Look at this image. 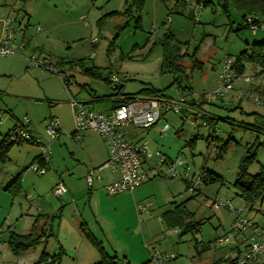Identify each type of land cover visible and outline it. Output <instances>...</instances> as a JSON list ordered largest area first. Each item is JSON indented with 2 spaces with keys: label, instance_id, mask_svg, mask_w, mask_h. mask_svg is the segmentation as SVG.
I'll return each mask as SVG.
<instances>
[{
  "label": "rangeland",
  "instance_id": "obj_1",
  "mask_svg": "<svg viewBox=\"0 0 264 264\" xmlns=\"http://www.w3.org/2000/svg\"><path fill=\"white\" fill-rule=\"evenodd\" d=\"M3 2L4 0H0V8ZM17 2L16 6L14 4L13 6L18 10V21L13 27L20 29L19 35H22L24 40L32 39L31 47H34V53L26 48L21 54L0 55V135L5 134L15 123L20 127V122L29 119L30 130L39 143H16L11 151V160H6L3 165L6 171V168L10 167L12 170L13 165L23 163L20 167L21 172L28 174L29 181L36 183L38 192H41V197L36 198L45 201L42 204V213L46 209L56 210L63 200L67 202L66 213L69 211L73 213L76 203L71 200L68 193L62 197H57L53 193L55 177L65 171L62 169L65 166L77 165L78 159L86 158L91 146L94 145L95 150L98 143L97 139L92 138L95 135L85 139L80 138L83 132L71 135V132L75 131L74 113L70 104V92L61 75L71 80L68 86L78 101L88 102L86 105L98 111L102 108L105 110L111 105V101L91 103L89 102L92 99L91 93L102 96L113 92L112 85L104 79L81 73L78 68L68 69L67 66L55 65L58 59L85 58L89 66L101 67L105 74L113 73L121 78L124 75L126 80L132 77L124 88L128 93H135L145 85L167 88L173 75L160 71L163 59L161 40L164 34L170 31L175 40L182 43L178 51L183 55L182 64L186 66L188 74L184 82L192 86L195 92L193 95L196 96L212 92L222 84L219 74L227 59L235 60L240 51L246 49L249 44L264 40V29L261 27L255 32L251 28L232 30L231 26H239L243 22L242 12L232 5L228 16L215 2L203 6L198 0H144L140 27H135L136 11L132 8V17L129 16L131 18L124 15L106 16L102 22V29L98 26L99 19L113 10L122 11L128 8L131 0L127 4L125 0ZM15 9L10 13L11 16ZM95 38L97 41L92 43ZM112 41L114 46L110 50L108 46ZM49 52L51 60L47 56ZM31 57L51 61L49 63L60 72L32 65ZM193 60L199 61V65L196 62L195 66ZM244 62L245 70L234 81L229 93L224 96L225 102L215 103L216 99L202 104L204 110L221 117L214 127L203 125L199 117L200 112L196 110L164 111L161 121L141 133V137L148 142L149 150L155 155L150 159L151 163H154L151 172L159 170L161 174L137 186L135 191L115 195L106 193L113 200L107 201L105 205L107 207L116 205L121 212L124 211L126 214L124 219L130 224L135 218H129L131 210L129 199L132 192H135L136 207L141 205L146 207L140 211L137 209V219L140 217V220L143 218L146 221L147 217H150L151 228L157 234L162 233L163 222L159 220L162 212L173 206V203L184 204L186 212H193L197 222L206 221L200 230L186 233L174 234L173 230L163 226L167 233L164 232L160 239L152 241L148 238L145 245L149 254L157 249L164 255L173 254L174 258L177 256L175 259H168L164 264L175 261L178 264H192L194 258L196 264H210L216 255L220 257L224 254L225 245L240 243L244 248L245 244L259 238V231L263 233L264 238V202L256 204L250 210L234 185L238 178L240 161L248 154V148L255 143L256 137H259L262 145L257 150V159L249 167V172L258 173L264 165V71L262 72L264 67L263 64L254 61ZM166 91L173 96L176 94L175 97L185 94L190 98L187 91L178 93L174 85ZM255 96L261 98L262 106H257L254 102ZM252 111L256 113L251 114ZM51 117H58L60 120L61 133L57 139L51 138L46 130ZM164 123L169 127L166 133L161 132ZM249 123L258 125L261 129L254 127L258 132L254 131ZM196 135L198 136L196 143L191 149L187 144ZM227 139L229 141L226 152L218 158ZM44 149L49 150L50 157L46 173L40 174L30 168L23 170ZM163 156L168 163L179 157L183 159L185 166L178 168L179 176L170 177L168 163L162 162ZM40 165L36 161L29 167ZM203 166L211 168L223 179L206 184L200 180L193 193L189 187L191 183L186 181L184 173L185 171L188 173L189 181L194 180L201 173ZM104 176L108 177L107 171H104ZM66 177L64 175V178ZM57 180L62 181L60 178ZM26 187L28 189V185ZM25 195V192H21L18 196H11L12 199L23 198L14 204L10 200V205L14 206V210L10 212L11 219L19 217L16 211L20 201H26ZM229 199L234 206L244 207L251 223L258 222L256 232L253 226L241 234L231 230L233 220L231 213L225 207H216L214 204L215 201L225 202ZM86 200L84 198L80 200L83 203L81 207ZM41 201L43 200L35 201L33 209H37ZM146 210L148 211L145 212ZM5 216L0 213V226H3ZM190 220H193V217ZM24 222V219L20 220L16 226L21 229ZM41 223H38L37 233L43 226ZM4 226L7 229V224ZM37 233L35 232V235ZM3 234L1 239L7 238L8 229L7 233ZM242 235H246L247 241L249 240L247 243ZM220 238L224 241L217 244ZM48 239L46 249L43 242L30 249L37 254V260L31 264L40 259L44 250L52 255V246H56V243L53 242L54 238ZM204 243L216 247L203 250ZM165 250L172 253H166ZM259 258H264V252L259 254ZM51 259L52 257L48 258ZM151 263L156 264L154 261L149 264ZM218 263L225 264L224 261Z\"/></svg>",
  "mask_w": 264,
  "mask_h": 264
},
{
  "label": "crops",
  "instance_id": "obj_2",
  "mask_svg": "<svg viewBox=\"0 0 264 264\" xmlns=\"http://www.w3.org/2000/svg\"><path fill=\"white\" fill-rule=\"evenodd\" d=\"M17 1H19V0H10V1L4 0V2L1 3L0 19H3V18L10 15L12 10L15 9L14 7L18 3ZM128 2H129V0H125L126 4ZM13 4L15 6H13ZM201 5H203V4H201ZM113 11H116V10H113ZM231 27H232L231 29L234 30L238 26L233 25ZM1 28H3L2 21L0 22V29ZM22 38H23L22 35L17 36L18 40H22ZM31 45H32V39L30 38L26 41V46H25L23 52L27 48V50L31 49L30 50L31 53H34V49H33L34 47H31ZM37 47H41V46H37ZM50 55L51 54L49 52L47 54L49 59L52 57ZM41 60L45 61V63L51 62V61L48 62V60H46L45 58L41 59ZM64 66H67V65H64ZM76 68H78V67H76ZM68 69H74V67H71V68L68 67ZM78 71L81 72L80 68H78ZM100 71H101L102 75L106 78H109L111 75H115L112 72H111L112 74H110V73L105 74V72H103V69L101 67H100ZM81 73H83V72H81ZM171 74L173 75V79L171 80V83L169 84V86L167 88L174 85L175 88L177 89L178 93L182 92V90H180L178 88L177 84L174 83L176 75L174 73H171ZM123 76H122V79H123ZM240 76H238V78ZM106 82L108 84H110L108 82V80ZM172 83H174V84H172ZM125 85H126V82H125ZM125 85H124V88H125ZM189 86H190V88H189V90H187V94L190 95V98L187 97L189 104H188L187 108H184L182 110H184L185 112L190 111V110H196L197 112L199 111L200 112L199 117L202 119L203 125H207V123L204 124L205 119L203 118V115H209V116L215 117L219 121V119H221V117H219L218 115L213 114L209 111L204 110L202 104L205 102H209V101H199L193 95L195 93L194 89L192 88V86L190 84H189ZM66 87L70 92V97L71 96L74 97L71 90L69 89V86H66ZM146 87H149V88L152 87L154 89L161 90L160 93L165 95V96H168V97H175L176 96V94H175V96H173V95L167 93V91H166L167 88H165V87L164 88H156V87L150 86V85L143 86L141 89H139L135 93L125 92L124 88H123V92L127 93V94H136V93L139 94L140 93V94L150 95V93H148V92L146 93V92L141 91L142 89H144ZM112 93L113 92H111V94H109V95H102V96L91 93L92 99L89 101L91 103H101V102L106 101V100L111 101V105L108 106L105 110H104V108H102L100 111H98L89 105H87V106H89V108L95 112H99V113L111 112L112 109L116 106V100L118 99L117 97L112 96ZM215 100H216L215 103H219L220 101L225 102L224 96L215 97L212 101H215ZM87 103L88 102H85V104H87ZM103 104L104 103H102V105ZM222 105H223V103H222ZM257 106H262V105H257ZM250 113L254 114L256 112L252 111ZM258 114L263 115L261 113H258ZM163 116H164V113L162 112L159 121H161ZM254 121H256V120H254ZM216 124H214L213 126H210V127H214ZM164 125H165V123H164ZM249 125H251V124L249 123ZM17 126H18V124L15 123L11 128H9V130L6 131L5 134H1L0 135V142L3 138V136H5L9 132L14 131V128L16 129ZM207 126H209V125H207ZM235 126L244 127L241 125H235ZM151 127L152 126L147 127V128H138L134 125H130L127 127L128 137L130 138V140H132L136 143H142L145 140L143 137H141V133L145 129L148 130ZM253 130L255 131V129H253ZM82 132H81L82 134H81L80 138L83 137V139L91 137L92 135H95V136H92V138H95L98 140V143L96 145L95 150H94V145H92L90 148L89 154L84 159H78L77 165L65 166L64 168H62L65 171L62 172L61 174H59L57 177H55L56 182L53 185V187H54L56 183L64 181V184L67 187V192H66V193H68L67 195H69L71 200L75 201V203H76V207H74L73 213L70 211H69V213H66V204H67V202H65L66 200H63L61 203V206L56 208V210H47L46 209L45 212L42 213V204H44L45 201L42 198H36V196L41 197V195H40L41 192H38V188H37L36 183H31L29 181L28 174L21 172L20 167L23 163L18 164V165L17 164L13 165L12 170H10V167H9V168H6V171H4L5 165H3V162L0 161V213H2V215H6L4 218L5 220L4 219L3 220H4V224H7L8 232L10 230L14 229L13 231H15L19 234H27V233H35V232L37 233L36 228L39 227L38 223L42 222L41 225L43 224V226L38 230L37 234L43 236L42 242L45 244L44 249H46V247L49 244L48 237H52V238H54V240H53L54 244L56 243V246H54V245H53L54 247L52 246L53 253H57L60 246L65 251V254L62 258L63 264H93V263H96L100 260V255H99L97 249L86 239V237L84 236V233L82 232V229H81L82 224L85 223L86 226L90 229V231H92V233L95 235V237L102 243L103 247L106 249V251L110 255H117L120 259H123L121 261V263L126 264V262H127L129 264H149L152 261V253L154 251H158V250L155 249L152 251V253H150V254L148 253L147 245H145V242L148 240V238L151 239L152 241L160 239V236L163 235L164 232L167 233V230L164 229V227L167 228L168 230H173L174 234H176L178 232H182V230L179 228V224H178V222L174 216L175 213H177V211L179 210L176 207L178 205H180V203H177V204L173 203V206L165 209L162 212L161 218H159L160 222H163V223H161L162 233L157 234V233L153 232V230L151 228L152 227V225H151L152 221H151L150 217H147L146 221H144L143 218H142V220H140V217H138V219H137V215H136L138 213L137 207H136L137 206V196L135 195V192H132L133 194H132L131 198L129 199L130 206H131V210L129 212L130 213L129 218H135V219H134L133 223L127 224V221H125V219H124V215H126L124 213V211L121 212V210L116 205H112L110 207H107L105 205L107 203V201L113 200V198H109V196H107V194H106L107 192L105 190V186L110 181V176H109L108 172H107L108 177L102 176L101 179H95L93 186H89V184L87 182L88 172L91 169H94L96 167L101 166L107 160L109 149H108L107 144L104 141V138L102 137V135L98 131L92 130V129H87V130H84ZM88 132H90V133H88ZM29 133L31 135V139L33 138V142H29V143H39V141L36 140L32 130H30V127H29ZM76 134H78V133H76L75 131L71 132L72 136H75ZM145 142H147V141H145ZM147 145H148V142H147ZM190 148L193 149L194 147L190 146ZM12 149H13V147L11 148V150L9 152L8 161L11 160ZM40 154L41 153L36 155L33 158V161ZM220 154H222V151H220ZM218 158H219V156H218ZM32 162H31V164H32ZM81 164H85V166L83 167ZM29 165L30 164L26 165L23 170L27 169L29 167ZM153 165H154V163H151V160H146L144 167L149 173V179L148 180H151V178L161 174V172L159 170H157L156 172H151L153 169L152 168ZM40 166H44L47 168V164H45V163L40 165ZM203 167L208 168L206 166H203ZM209 169H211V168H209ZM212 171H214V170H212ZM19 174H21L22 193L23 192L26 193L25 199L29 205H27L26 201H20L19 206H18L17 211H16V213H17V215H19V217L15 218V219H11L10 218V212H12V210H14V206L10 205V200H12V204H14L17 200L23 199V198L19 197V198L12 199L10 193L8 191H6L5 188L10 183H12L14 181V179ZM64 175H66L67 177L64 178ZM184 175L186 177L185 178L186 181L190 182L188 179L189 175H187L186 171H185ZM58 178L62 179V181H58L57 180ZM147 181H145V182H147ZM145 182H143V183H145ZM143 183H141V184H143ZM27 185H28V189L26 187ZM140 185H138V186H140ZM136 188L133 191H135ZM6 194L10 195V200ZM62 196H60V197H62ZM82 198H84L85 200L87 199L85 201V204L83 207H81V205L83 203H82V201H80ZM37 200H43L40 202L41 206L39 205V206H37V209H33V205H34L35 201H37ZM24 205H27V206H24ZM182 206H183V208L185 207L184 204ZM147 211L148 210H146L145 212H147ZM23 219L25 220V222H24L23 227L20 229L16 225L18 224V222L20 220H23ZM35 222H36V226H34ZM4 224H3V226H4ZM3 226H0V229H1L0 230V264H31L35 260H37V256H36L37 254L31 250L24 252L20 255L13 254L12 251L10 250L8 244H7L8 242H6L8 236H7V238L1 239L2 236L4 235L3 233L4 232L7 233L6 226H4V227ZM253 227L255 229L257 227V229H258V222H256V221L253 222ZM257 229L255 230V232L257 231ZM163 230H165V231H163ZM242 236H244V235H242ZM244 237H245V241L247 243L249 240L247 241L246 235ZM250 242L245 244L244 248H242L240 246V243H232L230 245H225L223 247V250L225 249L223 252L224 254H221L220 257L218 255H216L215 258L213 259V262H211L210 264H219L218 262H223V261L225 262V264H227L231 259H234L237 257H242L244 255L245 251L247 250ZM196 248L198 249L197 246H196ZM207 249H210V243H204L203 244V250H207ZM165 252L166 253L167 252L172 253L169 250L168 251L165 250ZM234 254H236V255L234 256ZM191 263L196 264L195 258L192 260ZM257 263L258 264H264V258H259V261ZM168 264H178V262L175 261V262L168 263Z\"/></svg>",
  "mask_w": 264,
  "mask_h": 264
},
{
  "label": "built area",
  "instance_id": "obj_3",
  "mask_svg": "<svg viewBox=\"0 0 264 264\" xmlns=\"http://www.w3.org/2000/svg\"><path fill=\"white\" fill-rule=\"evenodd\" d=\"M18 10L16 9L13 15L0 19L3 28L0 29V55H10L15 53H23L26 46V41L18 40L20 29L13 27V24L18 21ZM256 17H249L248 23L250 28L256 31L259 27L264 29V25H257L253 22ZM97 41L95 38L92 43ZM32 65L40 66L42 69H50L54 72L52 63H45L43 60L31 57ZM234 60L227 59L219 74L221 85L216 87L212 92H205L200 95H194L199 101H212L215 97H222L229 93L233 88V83L238 75L234 70ZM62 79L67 76L61 75ZM109 81L114 88L122 83V78L118 75H111ZM124 98V101L117 104L109 113H99L91 110L85 102L78 101L73 96L70 97V104L74 113L75 132L80 133L87 129L98 131L104 138L108 146L109 152L107 160L99 167L91 169L87 174V182L89 186H93L95 179H101L104 171H107L110 176L109 183L105 186V190L109 195H115L122 192L133 191L138 185L149 179V173L144 165L146 160H150L155 156L148 148L147 142L136 143L128 137L127 127L134 125L138 128H147L156 124L164 111L178 112L188 106V98L185 95L178 97H168L161 93L154 94H134L129 96H119ZM254 102L257 105H262L261 98L255 96ZM29 119H24L18 125L16 131L11 132V138L15 141L31 138L29 133ZM204 124L206 122L204 121ZM168 124L161 128L162 133L168 130ZM60 120L58 117H52L47 124V133L53 139H57L61 133ZM42 159L45 164H49V150L44 149ZM162 161L168 163L166 157L161 158ZM185 166V162L181 157L171 160L168 163V174L170 177L179 176L178 168ZM32 171L40 174H45L47 169L44 166L30 167ZM188 175V173H187ZM201 180L199 174L194 180L190 181V191L195 192L197 184ZM67 192V188L62 182H58L53 187V193L60 197ZM216 207H225L232 215L231 230L236 234H241L245 229L253 226V223L245 214L244 207H237L232 204L229 199L225 202H214ZM138 211L146 209L144 205L137 207ZM259 238L252 240L247 250L242 257L231 259L227 264H256L259 261V254L264 252L263 233L258 232ZM228 238L225 239L227 241ZM224 240L219 239L217 244ZM216 246L210 248L214 249ZM174 258L173 254L164 255L159 251L152 253V261L156 264H164L168 259ZM124 264V263H120Z\"/></svg>",
  "mask_w": 264,
  "mask_h": 264
},
{
  "label": "trees",
  "instance_id": "obj_4",
  "mask_svg": "<svg viewBox=\"0 0 264 264\" xmlns=\"http://www.w3.org/2000/svg\"><path fill=\"white\" fill-rule=\"evenodd\" d=\"M198 2L202 3L203 6H205L206 4L210 2H215L222 8L224 13L228 14V16L230 14V10H229L230 6L233 5L234 8L240 10L243 15L242 16L243 22L239 24L238 28L235 29L236 31H238L239 29L250 28V23H248L249 17H256L253 20L255 24L259 26L264 25V0H215V1L198 0ZM143 7H144V0H131L128 8H125L122 11H112L109 14L102 17L101 19H99L98 26L100 29H102V22L104 21L106 16L124 15V16L129 17L132 15V12H131L132 8H134L136 11V16H134L136 18L135 27H140V24H139L141 21L140 14H141ZM174 40H175V36L170 31L165 33L163 39L161 40V44L163 47V55H162L163 59H162L160 71L162 73H174L176 75L174 83H176L178 88L184 92V91L189 90L190 88L189 84H186V82H184L185 78L188 77V74L186 71V66L182 64L181 58H183V55L179 54V51H178L182 43L178 40H175V41ZM113 46L114 45L112 41L111 44H109L108 48L111 50L113 49ZM193 61H194L195 66H197L196 62H198V65H199V61H196V60H193ZM244 61H250V62L254 61L255 63H261L263 64L262 66L264 67V40L255 41L252 44H249L246 49H244L237 55V57L234 60L233 67L239 76L242 75L245 70ZM55 65H60L61 67L64 65H67V67H70V68L78 67L80 68L81 72L91 77H94V78L104 79L106 81L108 80V82L110 83L109 78H106L102 75L100 68L95 65L89 66L85 58L69 59V60L58 59ZM263 71H264V68L262 69V72ZM123 78H124L122 79L123 83L118 85L117 88H114L112 86V91H113L112 96H115L118 98L119 96L134 95V94H127L123 92L125 82L131 80L132 77H129L127 80L125 76H123ZM63 81L65 82L66 86H68L70 83V79H68V77H65ZM141 91L154 94V93H160L161 90L154 89L152 87L150 88L146 87L142 89ZM122 101H124V98L122 99L118 98L116 100V105ZM188 104H189V101H188ZM203 118L205 119L204 121H206L207 125L209 126H213L214 124L218 122V120L215 117H212L209 115H203ZM251 125L253 128L258 127V129H261V127L258 125H255V124H251ZM16 129L14 128V131H16ZM255 131L258 132L257 129H255ZM197 137L198 136L196 135L194 138H191L187 145L193 147V144L196 143ZM228 141L229 139L224 141L223 147L221 148L222 153L226 152ZM23 142H33V138L32 139L27 138V139H22L20 141H15L11 138V132L3 136L0 142V161H2L3 163L6 162V160H8V157H9L8 155H9L11 148L16 143L21 144ZM261 145H262V142H259V137H256L255 143L252 144V146L248 148V154H245L240 161L238 178L234 184L235 187L237 188L238 194L243 198L248 208L250 209H253L254 206H256V204L264 202V165L261 166L260 171L258 173L252 174L249 172V167L256 161L257 150L259 146ZM220 157H222V154L219 155V158ZM36 161L41 165L44 164L43 163L44 161L42 159V153L35 158L32 164ZM32 164H30V166ZM200 174H201V180L204 183H215L223 179L219 174L205 167L201 169ZM5 189L6 191L10 193L12 197L20 195L22 192L21 174H19L14 179V181L10 183ZM182 205L183 204H180L176 207L179 210L174 215L179 224V228L184 233L200 230L201 226L205 223V221L197 222V220L194 219V213L186 212V210L183 208ZM191 217H193V220H190ZM34 226H36V222L34 223ZM81 229L86 239L97 249L100 255V260L93 264H120L121 263L123 259H120L117 255H110L106 251V249L103 247L102 243L95 237V235L92 233V231H90V229L86 226L85 223L82 224ZM42 237H43L42 235H39V234L35 235V233L19 234L13 230H10L6 242H8L7 244L13 254L20 255L34 248L38 243L42 242ZM64 254H65V251L61 246L59 247L58 252L52 255H50V253L44 250L41 254L40 259L36 261L34 264H40V263L42 264H62V258ZM51 257L52 259L48 260V258H51ZM126 264H129V263L126 262Z\"/></svg>",
  "mask_w": 264,
  "mask_h": 264
}]
</instances>
